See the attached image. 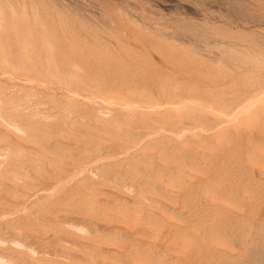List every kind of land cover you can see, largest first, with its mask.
Segmentation results:
<instances>
[{"label": "rangeland", "instance_id": "rangeland-1", "mask_svg": "<svg viewBox=\"0 0 264 264\" xmlns=\"http://www.w3.org/2000/svg\"><path fill=\"white\" fill-rule=\"evenodd\" d=\"M0 264H264V0H0Z\"/></svg>", "mask_w": 264, "mask_h": 264}]
</instances>
